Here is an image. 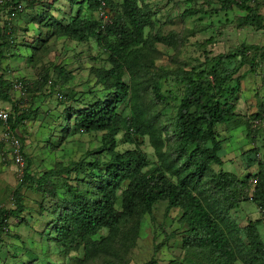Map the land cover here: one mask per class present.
<instances>
[{"label":"rangeland","instance_id":"rangeland-1","mask_svg":"<svg viewBox=\"0 0 264 264\" xmlns=\"http://www.w3.org/2000/svg\"><path fill=\"white\" fill-rule=\"evenodd\" d=\"M114 1L116 7H120L124 0ZM72 2L75 1L26 0L23 2L24 12L16 21L11 20L7 10L0 9V29L6 25L16 29L12 35L14 46L4 47L0 58V79L5 77L7 82L3 95L8 97L5 99L0 95V111L8 112L12 117L11 124L0 121V209L8 212L16 210V197L21 199L24 208L18 216L8 215L7 233L0 234V264H198V259L189 255L192 248L187 247L183 238L187 227L179 229L185 212L179 207L170 208L167 200H159L153 208V214L141 220L134 245L124 241L123 237L131 229V224L116 234L102 228L92 240L97 246L100 244L105 252H96L94 256L86 257L84 245L76 249L72 241L58 245L55 240L58 233L52 221L61 208L57 207L50 194L44 196L38 186L33 187L29 183L23 185V175L29 163L28 172L36 180L45 172L56 170L55 177L61 180L63 188L71 187L74 193L91 201L95 197V182L98 184L101 178L100 172L87 171L78 176H67L65 168H77L80 162L78 166L81 168L98 160L100 170L106 172L110 160V156L101 151L106 132L84 133L73 121L68 124L71 121L68 114L70 107L77 111H88L87 106L116 95L117 90L107 89L102 81L105 77L100 74L102 70L112 68L108 55L100 51L93 41L80 42L67 36L48 37L50 21L40 25L36 20V16L48 13L60 21H68L76 16L80 5L84 4V0H77L76 4ZM216 2L139 0L141 9L150 12L152 27L148 31L161 36L165 41L155 42L154 46L143 45L140 53L147 56L151 62L149 64L164 72L169 68L190 70V67H197L198 73H201L206 68L212 69L217 60L223 57L236 56L229 61L232 64L227 66L228 70L234 72L227 87L232 90L239 84L238 95L233 100L236 106L235 117L231 122L216 127L222 144L220 157L223 165H213L211 173L218 175L226 172L246 184V188H239L241 191L235 196L239 204L229 213V218L236 220L240 227L254 223L252 226L259 231L260 240L264 243V211L260 208L261 202L253 200L258 184L255 179H258L261 163H264V123L257 125L260 126L257 133H251L248 129L249 118L264 107V31L244 25L246 14L237 8L218 12L220 5ZM252 4L264 20V0H253ZM191 10L198 13L187 15L186 12ZM107 12L108 16L113 15L110 9ZM83 14H88L86 6ZM94 16L97 19L98 15ZM4 40H8L5 35ZM26 44L33 47L29 48ZM36 48L39 50L35 51ZM174 56L177 61L172 60ZM202 64L206 66L200 67ZM55 67L66 70L70 76L68 82L56 76ZM41 77L42 83L38 82ZM44 77L47 78L46 82ZM49 79L53 80L54 87L49 85ZM18 80L24 81L29 91H17L14 86ZM124 81H129L128 75L124 76ZM170 90L179 96L177 100L171 98L167 103H158L161 99L146 96V102L157 108L149 104L146 107L153 110L152 114L156 116L159 125L172 131L174 127L169 128L168 125L171 123L170 116H173L184 94L173 76L163 81L162 95L167 98ZM63 94L67 96V101ZM128 102L126 98L119 107L121 118L130 117ZM167 104L171 106L170 109L165 108ZM15 124L17 127L13 129ZM11 129L21 137L28 159L22 173L13 161L11 144L6 141V132ZM168 129L162 131L165 141L170 133ZM127 136V131L123 130L116 137L118 151L124 153L128 149H135L136 144L127 142ZM131 138L134 139V135ZM174 142L165 143L164 150L169 152V145ZM140 148L149 160L156 163L155 149L148 136ZM255 149L260 151L256 156L252 154ZM248 155L253 161L246 159L251 160ZM208 188L210 195L217 196L212 184ZM123 192V189L117 192L120 199ZM59 198L62 201L63 193H59ZM117 208L121 209L119 205ZM126 246H129V250L124 253Z\"/></svg>","mask_w":264,"mask_h":264},{"label":"trees","instance_id":"trees-1","mask_svg":"<svg viewBox=\"0 0 264 264\" xmlns=\"http://www.w3.org/2000/svg\"><path fill=\"white\" fill-rule=\"evenodd\" d=\"M25 1L5 0L0 9L10 13ZM74 1L72 3L76 4L77 0ZM214 1L220 5L218 12L237 8L246 14L243 18L244 25L264 31V20L255 11L253 0H208L209 3ZM102 2H105L106 9L113 12V15L109 16L110 23L105 28H102L98 16L97 19L94 16L98 14ZM84 6L87 7L88 14H83ZM186 13L192 16L198 12L191 10ZM21 15L22 13L18 17ZM36 20L40 25L50 21L48 37L67 36L80 42H95L98 49L108 55V61L112 65L111 69L102 70L100 73L105 77L102 81L107 89L117 90L116 95L106 101L100 100L87 106L88 111H77L70 107L68 113L71 118L68 124L73 121L84 133L106 132L101 150L110 156L106 172L100 170L101 164L98 160L81 168L78 166L81 162L77 164V168H65L67 176H78L87 171L100 172L101 178L98 179V184L95 182V197L91 201H86L81 194L74 193L71 187L63 188L61 180L55 177L56 170L47 171L36 180L28 172L27 163L23 185L29 183L33 187L38 186L44 196L50 194L57 207L61 208L52 221L55 222L54 229L58 233V238L55 239L58 245L66 241H72L76 249L84 245L85 256L92 257L96 252H105L100 244L97 246L92 240L100 229H109L111 234H116L128 224H131V229L124 234V241H130L134 245L141 220L146 215L151 216L156 203L164 199L168 201L170 208L179 207L184 210L179 229L187 227L183 238L187 247L192 248L189 255L196 257L198 264H264V243L260 240L259 231L252 226L254 223L240 227L236 220L229 218V213L239 204L235 196L239 195V188H246V184L226 172L218 175L211 173L213 165H223L220 157L222 144L219 142L216 127L231 122L235 117L236 106L233 100L238 95L239 84L232 90L227 87L234 73L228 70L227 66L232 64L229 61L234 60L236 56L223 57L217 60L212 69L206 68V71L201 73H198L197 67H190V70L169 68L165 69V72L156 69L149 64L151 62L147 56L140 53V47L154 46L155 42L165 41L161 36L148 31L149 27H152L150 12L141 9L139 0H124L120 7H116L114 0H84L76 16L68 21H60L48 13L36 16ZM15 33L16 29L9 25L0 29V58L3 56L4 47L14 46L12 35ZM4 35L7 41L4 40ZM176 59L174 56L172 60ZM205 66L202 64L200 67ZM54 71L56 76L69 81L70 76L63 67H55ZM125 75L129 76L128 82L124 81ZM172 76L184 94L179 99L173 116H170L169 128L174 127L170 131L167 127L159 125L156 116L152 114L153 110L146 107L147 104L154 106L146 102V96L161 99L158 103H167L171 98L177 100L179 96L172 90L167 98L162 95L163 81ZM46 80L47 78L45 82ZM38 82L42 83V77ZM0 83V95L4 97L3 91L7 82L0 79ZM48 83L52 86L53 80L49 79ZM63 97L67 101L65 94ZM4 98L8 99L7 96ZM126 98L129 99L130 117L121 118L119 107ZM170 107L169 104L165 105L166 109ZM260 109L259 113L249 118L248 129L251 133L260 131V126L257 125L264 120V107ZM22 119L24 120L23 117ZM11 120L10 116L8 123L11 124ZM16 120L18 121V118ZM16 127L17 124L13 125V129ZM68 127L71 128L69 125ZM13 129L10 133L18 136ZM163 129H168L171 133L166 141L162 136ZM123 130L127 131L126 141L136 144L135 149H128L124 153L117 150L116 142V137ZM131 135H134V139ZM146 136L155 149L156 163L149 160L140 148ZM173 140L175 142L169 145L171 150L166 152L164 144ZM259 153V149L252 152L255 156ZM23 157L27 162L25 152ZM246 159L253 161L252 157L251 160ZM261 168L258 179H255L258 184L253 200L261 202L260 208L263 210L264 163H261ZM209 180L212 182L209 183ZM210 184L216 190L217 196L209 194ZM90 188L92 189V186ZM121 189L124 192L120 199L117 192ZM60 192L63 193L62 201L59 198ZM117 205L121 207L120 210ZM16 206V210L9 212L0 209V234L7 233L5 229L9 225L8 215L18 216L23 212L19 197H16ZM128 248L129 246L125 247L124 253L128 252ZM112 257L116 256L113 254Z\"/></svg>","mask_w":264,"mask_h":264},{"label":"built area","instance_id":"built-area-1","mask_svg":"<svg viewBox=\"0 0 264 264\" xmlns=\"http://www.w3.org/2000/svg\"><path fill=\"white\" fill-rule=\"evenodd\" d=\"M4 0H0V4H3ZM5 4V3H4ZM3 4V5H4ZM24 12V5L21 3L16 8L12 9L10 13V18L12 21H16L18 19V15ZM98 18L102 23V28H105L109 23L110 19L108 16V12L106 9L105 2H102V6L98 12ZM51 84V81H50ZM15 89L19 92H27L25 83L21 80H18L15 83ZM10 114L6 111H0V120L4 123H8ZM264 123V120H263ZM6 141L11 144L12 148V158L15 163V165L18 168V171L22 173L24 171V168L26 166V161L23 157V143L19 136L13 135L10 133V131L6 132ZM264 211V210H263Z\"/></svg>","mask_w":264,"mask_h":264},{"label":"crops","instance_id":"crops-1","mask_svg":"<svg viewBox=\"0 0 264 264\" xmlns=\"http://www.w3.org/2000/svg\"><path fill=\"white\" fill-rule=\"evenodd\" d=\"M26 46L29 47V45H27V44H26ZM30 47H32V46H30ZM30 47H29V48H30ZM27 49H28V48H27ZM19 56H21V54H20ZM4 74H5V73H4ZM4 78H5V77H4ZM4 78L1 77V79H3V80H4ZM5 80H6V78H5ZM5 80H4V81H5Z\"/></svg>","mask_w":264,"mask_h":264},{"label":"clouds","instance_id":"clouds-1","mask_svg":"<svg viewBox=\"0 0 264 264\" xmlns=\"http://www.w3.org/2000/svg\"><path fill=\"white\" fill-rule=\"evenodd\" d=\"M23 4V3H22ZM98 15V14H97ZM24 82V81H23ZM25 83V82H24ZM21 138V137H20ZM23 143V142H22ZM23 152H24V146H23ZM264 210V209H263Z\"/></svg>","mask_w":264,"mask_h":264}]
</instances>
